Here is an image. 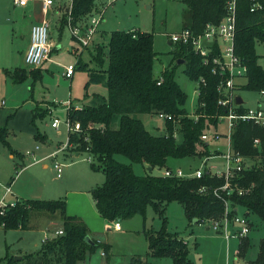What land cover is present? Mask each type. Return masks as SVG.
Returning <instances> with one entry per match:
<instances>
[{
  "label": "trees",
  "instance_id": "16d2710c",
  "mask_svg": "<svg viewBox=\"0 0 264 264\" xmlns=\"http://www.w3.org/2000/svg\"><path fill=\"white\" fill-rule=\"evenodd\" d=\"M96 0H73L71 15L73 23L84 20L95 8ZM264 5V0H261ZM186 4L185 26L201 32L208 22H219L226 13V0H183ZM249 0H240L236 31V52L247 64L246 83L238 89L261 92L264 90V67L260 64L258 44L264 46V8L252 12ZM67 24V14L63 16ZM173 61L185 60V73L194 81L201 77L195 113L190 116L186 108L187 92L176 79L179 63H171L159 75L154 72L157 52L154 49V33L141 29L114 30L108 39L95 45V67L79 61V67L89 72L86 88L91 83H105L107 96L96 93V103L82 107L70 106L68 119L80 122L81 130L69 132V144L73 151L89 152L93 156L92 167L105 174L103 184L92 189L96 209L108 221L131 218L137 214L146 216L151 206L162 219L159 230L147 233L149 248L144 256H136L129 264H150L149 257H170L173 264H193L189 243L167 231V205L182 204L190 224H200L204 219L219 220L225 213V202L214 194V189L223 185L225 179L206 171L201 178L154 175H139L131 164L118 160L124 155L133 162L145 163L153 170L167 167L170 157H199L210 155L209 144L201 140L208 129L218 128L217 116L227 109L218 103V76L204 66L195 51L177 46ZM16 82L26 79V69H16ZM162 80L161 84L158 81ZM89 93L87 92V95ZM49 110V109H48ZM48 110L42 115L47 114ZM239 111L245 106L240 105ZM168 113L177 119L181 140L173 135L176 124L167 122V133L154 134L137 116L140 113ZM36 115L38 113H35ZM119 126H112L115 116ZM35 121V119H34ZM8 128L0 127V139L6 141ZM37 138L45 137L41 133ZM260 139L259 145L254 140ZM7 142V141H6ZM233 148L253 160V164L240 171L233 180L244 188L243 194L230 196L234 207L243 206L249 216L255 213L264 224V126L253 122L238 121L232 135ZM205 187L206 191L201 190ZM34 210L59 212L63 220V234L46 238L40 250L15 260L8 257L0 264H77L86 252L99 243H89L85 222L67 213L65 199H26L15 205H6L0 214V225L6 230L26 228ZM253 224V223H252ZM247 237L240 242L239 257L245 258L248 251ZM246 264H264V237L260 241L255 259Z\"/></svg>",
  "mask_w": 264,
  "mask_h": 264
},
{
  "label": "rangeland",
  "instance_id": "374dc122",
  "mask_svg": "<svg viewBox=\"0 0 264 264\" xmlns=\"http://www.w3.org/2000/svg\"><path fill=\"white\" fill-rule=\"evenodd\" d=\"M95 2L96 6L90 13L89 18L91 16L100 17L99 29L106 33L132 28H140L143 31L154 33V49L157 52L154 64L156 75H159L165 68L169 67L171 63H177V60L173 61L177 46L171 43L170 35L185 26L186 4L183 0H96ZM0 12H6L5 16H7L8 25L5 28L7 29V37L11 36V39L18 40L16 30H12L15 20V8L12 6V1L0 0ZM62 31L59 30L58 26L54 27L52 25L51 39L55 42H60V39L62 46L54 49L52 58H54L55 64L47 62L46 66L50 71H47L42 81L38 83V89L45 87L46 98L56 101L58 107L53 109L46 117H39L37 121L31 123L33 136L17 132L18 136L13 135L9 139L11 147L20 151L18 153L25 154L27 151L35 150L34 156L41 158L42 150L51 145L46 137L53 141L52 148H58L63 143H66L69 135L67 102L71 99L74 104L88 105L96 103L97 98L93 96L95 92L107 96L108 90L105 83H91L86 88L89 72L85 69L77 68L73 78H66L62 74L63 66L70 63L77 64L80 57L79 54H76L78 51L81 53L83 62L89 63L90 67L96 66L93 61L95 46L92 47L91 45L90 48L83 47L81 43L71 37L69 26L64 28L63 35ZM61 36L62 38H60ZM257 51L260 54L259 62L264 67V46L258 44ZM185 66V61L178 65L176 79L188 94L187 110L189 113H194L198 101L197 83L185 73ZM240 83H246V79L241 78ZM87 92L89 93L88 95ZM237 94L243 98V104L246 107L257 106L263 98L260 92L245 89H238ZM1 100L2 98H0ZM137 116L144 121L146 127L152 133L163 134L167 131L166 122L155 113H140ZM54 118H59L61 121L58 128L52 126ZM18 119L19 116L17 115L15 122ZM112 126L115 128L119 126L118 115L114 117ZM215 131L227 133V121H221L217 129L211 128L210 133L213 134ZM38 133L46 137L44 139L43 137L37 138L35 135ZM178 140H181V137ZM9 144L5 145L0 142V192L4 193L8 188H12L14 192H17L23 198L65 199L68 205L67 213L80 217L88 227V235L93 241L99 243L93 249L88 250L85 257L79 260L77 264H129L133 257L144 256L147 253L149 248L147 233L150 230H159L162 226V219L150 206L146 216L137 214L131 218L119 219L122 230L120 228L118 229L120 231H117V228L116 230L115 228L113 229L104 217L92 212V206L86 202L83 193L88 194L90 198H92V194L90 191H87L88 193L84 192V189L103 184L105 174L101 170H95L94 168V172L88 170L93 162V160L89 159V152H82L78 157L69 156L71 157L69 159H62L63 152H60L54 155L56 157L48 160L50 162L56 160L55 163L60 162L67 165L70 161H75V164L70 166L68 182L61 183V180L56 178L53 169L42 167L43 161H39L33 167L29 165V168L25 171H21V167L18 166L17 169L20 170L18 174L14 169V161L9 158ZM37 146H39L40 150H36ZM210 147L212 151L219 148L221 151L227 152V140L225 138L211 140ZM217 153L219 151L213 152V154ZM117 158L121 162L131 164L139 175L148 173L154 175L164 174L167 167H172L173 169L181 168L185 174L189 175L198 168L206 170V168L210 169L213 165L217 166L218 169H222L225 161L221 154L206 158L170 157L167 167H156L150 170L148 164L133 162L124 155H117ZM207 159L208 161L206 162ZM15 160L20 162V164H28L34 160V157L33 155H25L22 160L16 156ZM253 162L251 159L246 160V165L250 166ZM84 169H87L91 175L88 177L84 176L82 172ZM13 176L16 177L13 185H10ZM82 177L86 178L82 180ZM85 180H88L87 183L82 185L81 181L85 182ZM12 196V194H9L7 199H5V205L13 206V204L15 205L18 201L23 200L16 198L11 202L10 200L12 199L10 198ZM57 213L60 215L59 212ZM245 213L246 209L243 206L238 207V214L244 215ZM165 216L167 217V231L177 234L189 243L190 258L193 264H245V261L243 260L244 262H242L241 260L242 257L240 258L239 254H235V251H233L234 242L239 240L237 237H233L229 241L222 233L216 232L212 228L207 230V227L210 226L208 224H190L182 204L170 202L167 205ZM37 217L38 215L33 221H30L31 226L25 231L20 229L6 231L0 229V261H5L8 257L21 255L23 257L40 250L44 243L43 239L46 236L51 238L56 235L55 230L63 229V220L60 216L57 217L58 221L50 225L47 231L40 225V223L43 224V221H40L41 218L38 220ZM249 218L255 223L253 233L257 235V238L264 237V224L259 216L251 213ZM109 227H111L110 230H108ZM212 232L222 236L225 240L224 247L222 242L217 248L215 247L216 243L210 237ZM258 241L256 239L255 242L251 243L248 255L244 258L245 260L250 258V254L257 257L260 246ZM148 259L150 264H173L170 257H149ZM239 259L241 261H238Z\"/></svg>",
  "mask_w": 264,
  "mask_h": 264
},
{
  "label": "built area",
  "instance_id": "2783aa9c",
  "mask_svg": "<svg viewBox=\"0 0 264 264\" xmlns=\"http://www.w3.org/2000/svg\"><path fill=\"white\" fill-rule=\"evenodd\" d=\"M30 1H40L42 8L45 12L54 5L56 0H13L16 5L26 6ZM240 0H226V13L219 22H208L201 32H196L189 27H183L182 29L171 33L170 41L176 46H184L190 51H195L202 60L204 66L211 69L214 75L218 76L217 91L219 93L218 103L220 106L227 109L225 114L217 116L219 123L221 121H227V133L215 131L213 134L210 133L211 129L206 130L201 135V140L207 144L211 143V140H220L225 138L227 140V152L221 151L219 148L211 150L210 155L203 156L212 157L221 154L225 161L222 169H218L217 166L213 165L210 169L203 170L201 168L196 169L191 174H185L181 168L173 169L167 167L163 175L166 176H179V177H197L201 178L206 171H209L211 175L223 177L225 182L223 185L214 189V194L218 198H221L225 202V213L224 216L219 219H204L200 224H208L209 228H212L216 232L222 233L226 238L237 237L240 241L247 237L252 229V221L249 216L245 213L244 215L238 214V207H235L236 213L231 214L234 208L231 204L230 196L235 192L243 194L245 189L237 186L233 183L237 174L249 165H246V160H249L246 156L242 155L239 151L233 148L232 135L234 128L238 121L253 122L257 125L264 126V90L262 99L259 104L255 107H246L244 111H239L240 105L238 103L237 90L240 85V79H246L248 67L243 59L236 52V31H237V19L238 9ZM251 4V11L256 12L264 8L261 0H249ZM73 0H68L67 3V26L71 30L72 36L85 48L90 46L97 32L98 26L101 22V18L97 16H91L88 18L86 23L80 21L77 24L73 23V17L71 15ZM90 16V14H89ZM51 25L49 20H43L37 22L32 26L31 29V42L25 53V62L30 67H39L42 65L45 59H47L54 47L51 39ZM75 71V65L70 64L66 67L65 75L72 77ZM162 80L158 81L161 84ZM197 83L198 96L201 94V84H206V79L201 77ZM243 99V98H242ZM67 104L70 106L71 102ZM164 122L171 121L176 124L173 135L176 139L180 138V132L177 129V119L168 113L160 112L155 113ZM191 117L198 118V114L190 113ZM60 119L54 118L52 125L59 127ZM69 131L81 130L80 122H71L68 120ZM167 133V131L165 132ZM164 134V133H163ZM255 145H259L260 139L254 140ZM211 149V147H210ZM214 151H219L217 154H213ZM28 154H32L28 151ZM90 160H93V156L90 155ZM208 159L206 160V162ZM54 167L57 171V176L61 177L63 173L64 165L60 162H56ZM213 169V170H212ZM205 190V187L201 188ZM11 189L8 188V192ZM5 200L0 201V214L5 211ZM5 205V206H3ZM14 205V204H13ZM115 228L120 229L121 223L119 220L115 221ZM56 234H63V229L56 231Z\"/></svg>",
  "mask_w": 264,
  "mask_h": 264
},
{
  "label": "crops",
  "instance_id": "0c3cea01",
  "mask_svg": "<svg viewBox=\"0 0 264 264\" xmlns=\"http://www.w3.org/2000/svg\"><path fill=\"white\" fill-rule=\"evenodd\" d=\"M11 1H12V6L15 8V20L13 22L14 28H12V30L13 31L16 30V33L18 35V40L11 39V36L7 37V29L5 28V26L8 25L7 24V16H5L6 12L5 13L0 12V98H2V100L0 101V127H7L8 131H9L8 136L6 138L7 142L3 141L2 139H0V142H3L5 145L10 143L9 139L13 135L18 136L19 132L24 133L28 136H33V129H32L33 127H32L31 123L37 121L39 119V117L40 118L46 117L49 113L52 112L53 109L58 107V103L56 101L46 98L47 94H46V91L44 90L45 87L43 89H38V85H39L38 83L40 81H42L46 72L50 71L49 68L46 66L48 64L47 62L55 64V60H54V58H52V54H53L54 49L61 48V46H62L61 40L59 39L60 42H55L54 40H52L54 47H53L49 57L47 59H45L44 62L42 63V65L39 67L28 66L25 62V53H26V51L30 45V42H31L32 26L37 22H41V21L47 19L50 22L51 28H52V25L54 27L58 26L60 31L63 30L62 31V35H63L64 28L67 27V24H64V22H63V16H64V14H66L65 8L67 9V7H66L67 5H65V4L68 3V0H56V5L49 8L47 10V12H45L42 8V3L40 1H30L26 6H19V5H16L13 2V0H11ZM88 18H89V15L84 20H82V23H86ZM51 28H50V31H51ZM132 29H140V28H132ZM132 29H129V30H132ZM108 35H109V32L106 33L105 31L99 29V26H98L97 32L95 33L94 41L91 44L92 47L95 46L96 43H98V42L106 41L108 39ZM71 37L73 39H75L72 36V34H71ZM60 38H62V36ZM90 46H88L87 48H90ZM76 54L77 55L79 54L80 57H79L77 64L75 65V70L80 65L85 63L81 59V53L78 51V52H76ZM79 61L82 62V63H80V65H79ZM21 62H23V64H21ZM70 64H72V63H70ZM70 64H68V65H70ZM68 65L63 66V70H62V74L66 78H69L65 75L66 67ZM16 69H26L27 76H26L25 80L19 81V82L14 81L12 73H14L16 71ZM74 74H75V71H74ZM74 74H73V76H74ZM73 76L70 78H73ZM96 93L97 92L93 93V96ZM98 94H100V93H98ZM70 102H71L72 106H76V107H82L85 105V104L84 105L74 104L73 100H71V99H70ZM69 108L70 107L68 105V110H69ZM46 110H48L49 112H47V114H45V115H42L44 113V111H46ZM35 113H38V114L36 115ZM17 115L19 116V119L17 122H15V118L17 117ZM67 116H68V112H67ZM34 119H35V121H34ZM55 128H57V127H55ZM46 139L49 142V144H51V145H49L50 147L44 148L42 150L41 158H36L34 156L35 150H30L32 152V154H28V151L25 154L24 153L23 154L18 153L20 151L17 149H13L10 144H9V148H10L9 158L14 161V165H15L14 169L18 174L20 173V170L17 169L18 166L21 167V171H25L29 168V165H31V167H33L37 163H39V161L40 162L43 161V164H42L43 168L53 169L56 178L60 179L61 183H66V182H68L70 166H71V164H75V161L74 160L70 161L68 163V165L65 163L64 164L62 163L64 165L63 173H62L61 177H58L57 171L54 167V163L56 160L55 161L53 160L52 162H50L48 160L52 157H56L54 155L55 154L57 155L60 152H63V155L61 157L62 159H69L71 157H78L79 155H81V153L73 151L71 149V145L69 144V135H68L67 142L63 143L58 148H55V147L52 148L53 141L51 139H49L48 137H46ZM36 150H40L39 146H37ZM25 155H33L34 160L28 164H25V163L20 164V162L15 160L16 156H18L20 159L23 160ZM69 156H71V157H69ZM89 168L90 169H88V170H91L92 172H94L92 165ZM170 168H172V167H170ZM88 170L84 169L82 171L84 176H86V177L91 175V173H89ZM150 170H151V168H150ZM15 177L16 176L12 177V181H10V185H13ZM86 177H82V180H84ZM87 181L88 180H85V182L81 181V184L85 185L87 183ZM9 187H11V186H9ZM95 187L96 186H92L89 189L85 188L84 192H86V193H88L87 191L91 192L92 189ZM10 189H11L10 192H8V189L4 193L0 192V201L2 199H4V200L7 199L9 194L13 195L10 198V199H12V200H10L11 202L13 200H15L16 198L17 199H23V200L30 199V198L20 197L17 194V192H14L12 188H10ZM83 194L85 195L86 202L92 206V212L100 215V213L96 209V205H95V201L93 199V196H92V198H90L88 196V194L87 195L85 193H83ZM82 204H84V203H82ZM67 207H68V205H67ZM37 215H38L37 219L39 220L41 218L40 221H43L42 222L43 224L40 223V225H42L44 227L45 231L49 230V226L52 224H55L56 221H58L57 217L60 216V215H58L57 212L51 213L48 211L45 212V211H40V210H34L30 214V218H29L28 225L26 228H16V229H12V230L20 229L22 231H25V230L29 229V227L31 226L30 221H33ZM108 222H109L108 224L114 229L115 228V221H108ZM252 223L253 224H252L251 232L247 236V239H248L247 241H248L249 247H250L252 242H255L256 239L259 240L258 242L260 244V241L263 238V237L257 238V235L255 233H253L255 223L253 221H252ZM111 227H109L108 230H110ZM0 229H3L6 231V229L4 228L3 225H0ZM210 229L211 228L207 227V230H210ZM115 230H116V228H115ZM120 230H122V228ZM120 230L117 229V231H120ZM56 231L57 230H55V234H56ZM210 237H212L211 240H214L213 242L216 243L215 244L216 248L218 247V245L221 242H222L223 247H224L225 240L222 238V236L217 235L216 233L212 232V235ZM46 238H49V237L46 236L43 239V241H45ZM232 238L233 237L227 238V239H229V241H230ZM240 242H241L240 240L234 242L235 246H234L233 251H235V254H238V252H239ZM213 246H214V244H213ZM249 247H248V251L246 253V256L248 255ZM253 257L254 256L252 254H250V258L248 260H252L256 256L254 258ZM241 260H242V262L245 261V264H246V260L244 258H241ZM241 260L239 259L238 261H241Z\"/></svg>",
  "mask_w": 264,
  "mask_h": 264
},
{
  "label": "water",
  "instance_id": "95a60500",
  "mask_svg": "<svg viewBox=\"0 0 264 264\" xmlns=\"http://www.w3.org/2000/svg\"><path fill=\"white\" fill-rule=\"evenodd\" d=\"M183 61H185V60H184V59H178L177 63L180 64V63H182ZM237 100H238V103H243V99H242L241 96H238ZM86 240H87L89 243H94V241L92 240V238H91L89 235L86 236ZM14 258H15V260H18V259H21L22 256H15Z\"/></svg>",
  "mask_w": 264,
  "mask_h": 264
}]
</instances>
